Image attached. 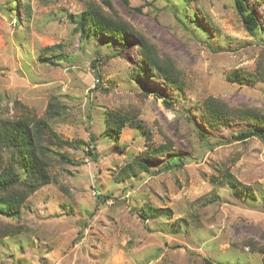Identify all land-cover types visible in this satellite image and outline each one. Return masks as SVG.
Masks as SVG:
<instances>
[{
    "label": "rangeland",
    "instance_id": "1",
    "mask_svg": "<svg viewBox=\"0 0 264 264\" xmlns=\"http://www.w3.org/2000/svg\"><path fill=\"white\" fill-rule=\"evenodd\" d=\"M9 2L0 0V120H45L54 102L64 113L50 128L78 144L59 151L64 159L51 153V183L18 215L0 214V264H263L254 250L264 247V128L208 127L199 105L212 97L264 115V1L242 0L259 24L252 34L234 0H16V12ZM89 3L141 32L174 60L180 80L138 75L132 38L123 49L81 39L70 17ZM55 55L64 60L50 64ZM234 71L258 79L230 83ZM133 109L141 127L125 126L114 143L106 111ZM248 130L259 135L235 139ZM161 145L171 151L118 181L135 156ZM226 172L253 199L219 187ZM8 227L20 232L4 235Z\"/></svg>",
    "mask_w": 264,
    "mask_h": 264
},
{
    "label": "trees",
    "instance_id": "2",
    "mask_svg": "<svg viewBox=\"0 0 264 264\" xmlns=\"http://www.w3.org/2000/svg\"><path fill=\"white\" fill-rule=\"evenodd\" d=\"M264 1V0H259ZM16 0H10L9 6L16 12ZM107 6L109 4L106 2ZM235 11L240 18L242 26L248 33H254L259 24L253 14L248 10L242 0H234ZM71 22L75 25V31L79 37L84 39L89 36H101L110 39L113 44L123 49L126 38H132L137 44V53L141 68L136 69L139 75L146 71L151 79L161 80L165 86L176 84L182 75L170 57H160L157 49L141 32L137 31L126 21L115 15H108L101 8L89 3L81 12L78 19ZM17 22L15 21V24ZM60 46L47 47L42 50L43 55L56 53ZM118 55V54H117ZM64 60L59 55L49 60ZM230 83L256 82L257 76L247 72L234 71L226 76ZM264 79V78H262ZM168 106V103L164 101ZM57 103L48 105L46 119H32L21 117L20 119L8 121L0 120V214L18 215L25 201L40 188L51 183L48 167L53 164V155L64 159V154H59L63 148H77L78 142L63 141L50 128L48 121L59 119L64 113ZM201 117L204 123L211 128H220L225 122L240 121L247 123L250 127L264 128V115L254 109H231L219 99L208 97L199 105ZM137 110L127 112L119 110H107L105 113L104 134L114 143L118 141L121 131L125 126L141 127L136 120ZM258 136L254 130L239 132L236 134L237 141H244L251 136ZM93 141V139H91ZM75 148V149H76ZM171 151L166 145L145 150L127 163L119 172L118 181L132 178L148 169V159L156 158L161 154ZM52 153V154H51ZM7 154L8 160L4 162L2 155ZM92 158L95 155L89 151ZM219 187H228L242 196L252 198L253 192L238 182L231 174L226 172L222 179L217 182ZM105 198H108L106 196ZM3 234L19 233L13 227L3 228ZM251 250H254L252 247ZM255 252L262 255L264 264V247L257 246ZM202 264H213L206 258Z\"/></svg>",
    "mask_w": 264,
    "mask_h": 264
}]
</instances>
